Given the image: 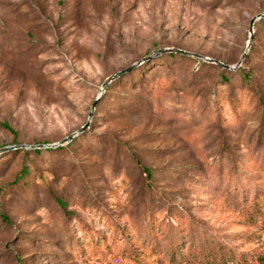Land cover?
<instances>
[{
	"label": "rangeland",
	"instance_id": "374dc122",
	"mask_svg": "<svg viewBox=\"0 0 264 264\" xmlns=\"http://www.w3.org/2000/svg\"><path fill=\"white\" fill-rule=\"evenodd\" d=\"M263 14L264 0H0V150L14 148L0 264L206 262L202 240L261 264Z\"/></svg>",
	"mask_w": 264,
	"mask_h": 264
},
{
	"label": "trees",
	"instance_id": "16d2710c",
	"mask_svg": "<svg viewBox=\"0 0 264 264\" xmlns=\"http://www.w3.org/2000/svg\"><path fill=\"white\" fill-rule=\"evenodd\" d=\"M260 21H264V19H261ZM176 55H178V54H176V53H167V54H165V56H170V57H174V56H176ZM179 57H187V58H194V57H189V56H183V55H178ZM199 59H197L196 61H198ZM200 61V60H199ZM198 61V62H199ZM221 68V67H220ZM221 69H223L224 70V68H221ZM238 72H240V73H242L243 71H241V69H239V71ZM243 78L244 79H249V77L248 76H243ZM224 81H226V83H228V79H226L225 77H224ZM1 127L3 128V129H5V130H7L8 132H10V133H12L13 135H15L16 136V133H15V131L10 127V125L9 124H7V123H4V124H2L1 125ZM74 140V139H73ZM73 140L71 141V142H73ZM59 148H61V147H59ZM44 150H46V149H44ZM33 152H35L36 154L37 153H40V150H32ZM145 172L148 174V177H151V173H150V171L149 170H146L145 169ZM24 173H25V171H23L22 173H21V175L20 176H17V178H16V180H15V183H17V182H19L20 180H22V179H24ZM59 203V205L60 206H62L63 208H65V204H64V202H58ZM3 220L5 221V222H9L6 218H3ZM181 234H183L182 236H183V238H186L185 236V232H181ZM202 242V245H204L206 248H204V250H205V252H206V254L209 256V259L206 261V262H201V261H199V260H197V258H196V256H193V258L192 259H190V260H188L184 255H181V254H176V256H173V262H175V263H177V264H227V263H230V262H232V261H234V262H236L235 261V256H234V254L233 253H231V254H229V256L227 257V258H223L222 256H220V253H219V251H216V252H212V248H209L208 246H207V241H205V240H202L201 241ZM174 245H175V242L173 241V242H171L170 244H169V246H171V247H174ZM179 246V245H178ZM181 248V247H180ZM175 250L176 249H174V252H175ZM217 257H221L220 258V260L219 261H217L216 259H217ZM246 258H244V260H245ZM259 263H264V258L263 257H258L257 259H256Z\"/></svg>",
	"mask_w": 264,
	"mask_h": 264
},
{
	"label": "water",
	"instance_id": "95a60500",
	"mask_svg": "<svg viewBox=\"0 0 264 264\" xmlns=\"http://www.w3.org/2000/svg\"><path fill=\"white\" fill-rule=\"evenodd\" d=\"M261 19H264V14L263 15H259L257 16L256 18H254L252 21H251V28L253 29V26L255 24L256 21L258 20H261ZM252 42V40H250V43ZM165 53H176L178 55H183V56H189V57H194V58H198L200 60H203V61H206L210 64H215V65H218L219 67L221 68H224V69H228V70H231L233 69L231 66H228V65H225L224 63L218 61V60H214V59H209V58H205L201 55H198V54H194V53H190V52H187V51H183V50H175V49H168V50H165L164 51ZM146 59H149V58H146ZM140 62H138L139 64ZM137 64V65H138ZM130 68H128L127 70L125 71H121V72H118L117 74H115L114 76L108 78V80L106 81L105 85H104V90H103V93L105 92V89L107 88L108 84H110L112 81L120 78L126 71H128ZM98 101L99 99H97L95 101V103L93 104V107H92V111H94L95 107L97 106L98 104ZM89 124H86L85 127H83L78 133H75L71 136H69L68 138H66L65 140H63L61 143H60V146H63L65 144H68L70 143L77 135H79L80 133L84 132L87 128H88ZM53 147H57V145H36V146H27V145H21V146H18L17 148L19 149H22V150H41V149H48V148H53ZM14 148H3L0 150V155L6 153V152H9L11 150H13Z\"/></svg>",
	"mask_w": 264,
	"mask_h": 264
}]
</instances>
